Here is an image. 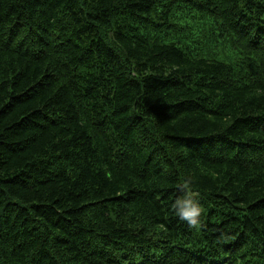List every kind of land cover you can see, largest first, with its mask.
Here are the masks:
<instances>
[{"label": "trees", "instance_id": "trees-1", "mask_svg": "<svg viewBox=\"0 0 264 264\" xmlns=\"http://www.w3.org/2000/svg\"><path fill=\"white\" fill-rule=\"evenodd\" d=\"M0 264H264V0H0Z\"/></svg>", "mask_w": 264, "mask_h": 264}, {"label": "clouds", "instance_id": "clouds-1", "mask_svg": "<svg viewBox=\"0 0 264 264\" xmlns=\"http://www.w3.org/2000/svg\"><path fill=\"white\" fill-rule=\"evenodd\" d=\"M176 205L179 206L177 215L181 220L187 221L189 224H195L200 215L199 206L191 199L177 200Z\"/></svg>", "mask_w": 264, "mask_h": 264}, {"label": "bare ground", "instance_id": "bare-ground-1", "mask_svg": "<svg viewBox=\"0 0 264 264\" xmlns=\"http://www.w3.org/2000/svg\"><path fill=\"white\" fill-rule=\"evenodd\" d=\"M24 156V155H23Z\"/></svg>", "mask_w": 264, "mask_h": 264}]
</instances>
